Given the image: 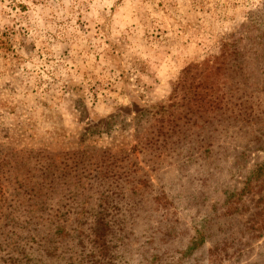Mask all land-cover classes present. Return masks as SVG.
Wrapping results in <instances>:
<instances>
[{"label": "rangeland", "instance_id": "374dc122", "mask_svg": "<svg viewBox=\"0 0 264 264\" xmlns=\"http://www.w3.org/2000/svg\"><path fill=\"white\" fill-rule=\"evenodd\" d=\"M246 36L264 43V0H0V264H264V229L245 241L216 217L188 257L140 261L115 238L154 200L109 195L177 197L170 214L193 234L264 161V123L248 113L259 95L244 96L256 82L235 79L239 57L251 67ZM102 171L116 175L97 186ZM204 180L209 198L186 208ZM88 211L111 223L104 243L73 239ZM61 222L69 236L38 253L29 235Z\"/></svg>", "mask_w": 264, "mask_h": 264}, {"label": "trees", "instance_id": "16d2710c", "mask_svg": "<svg viewBox=\"0 0 264 264\" xmlns=\"http://www.w3.org/2000/svg\"><path fill=\"white\" fill-rule=\"evenodd\" d=\"M253 40L254 38L246 36L243 37L244 45H243V59L247 61L249 65L243 66L242 60L235 62L234 66L238 68V72L235 74V79L242 77L243 80L245 76L249 79H252L256 82V85L251 90L250 87H246L247 91L244 96L245 98L250 96L252 92L259 95L258 101L253 109L249 110L248 113L253 114L256 118H259L261 122L264 123V43L253 40L250 42L251 45L247 44V40ZM255 49V50H254ZM250 53L254 54L256 58H253ZM245 63V62H244ZM239 74V75H238ZM239 81V80H237ZM176 133V130L174 134ZM165 135V134H164ZM260 137H264V134H260ZM260 140L259 136L256 137V140ZM172 140V138H171ZM173 143V142H172ZM92 175V176H91ZM116 172L110 173V171H102L98 172L97 175L89 174V176L94 179L98 178L97 186H100L103 182V176L114 177ZM65 182V180H63ZM206 180L201 184V186L197 185L194 187V193L187 198H183L181 200L184 201V205L186 208L193 207L192 205H200L204 204L206 200L209 198V190L206 188L207 186ZM145 186L149 185L147 182L143 183ZM142 184V185H143ZM242 186L234 187L229 194L226 195L224 201L220 203L218 206L214 205L212 208L213 215L209 216L205 215L204 218L200 220L198 224H193V234H188V229H180L184 226V222L180 219H176L173 217L170 208L173 206L172 202L180 201L177 197H170L163 201V198L159 195L152 196L150 198H144V194L141 193L138 184H132L128 190L123 188L122 184H120L117 190H113L110 192V196L112 199L130 196L131 199H136V202H144L148 200H154L153 203L148 204L152 205V207H148L147 213L144 215L147 216H138L137 214L131 215L129 217L130 221L127 225V234L128 236L123 239L115 238L116 242H120L122 246H132L130 254L138 255V259L140 261H149L151 263H159L160 259L163 255L172 256L173 251H177L181 257H188L190 252L196 251L198 248H202L205 243H207L208 238H210V230L209 227L213 224L214 220L210 217H216L221 221H218L216 224V229H223L224 225L228 224L230 227H233V223L239 225L238 228L239 234L242 237L246 234V240H252L255 238H259L264 229V161H261L255 164L252 169L249 171L248 175L245 178V181L242 182ZM206 188V189H205ZM168 190V189H167ZM109 192V191H108ZM102 193V195L98 198L99 205L105 206V204L111 199H106L107 194ZM177 198V199H176ZM75 200L74 198H72ZM124 199H122L123 201ZM139 205V204H138ZM129 209L136 210L135 204H129ZM155 209L158 214L153 217H149V213ZM118 211H120L118 209ZM154 212V211H153ZM161 212V213H160ZM160 213V216L157 217ZM134 216V217H132ZM257 218L256 222L255 219ZM92 219V220H91ZM136 221H143L144 225V233L146 234V242L137 244L138 239L134 235L135 233V225ZM237 221V223H236ZM233 222V223H232ZM83 223V222H80ZM86 227V230L89 229V234H86L83 229H76V235L74 238H84L87 239L92 245L98 242L104 243V241L108 240V236L103 237V235H108L111 232V223L107 220H104L102 217L97 216L95 213L88 211L87 218L83 223ZM117 224H121L117 221ZM53 228V227H52ZM50 228V229H52ZM241 228V229H240ZM49 229V230H50ZM34 235H29L32 244L37 246L38 253H45L49 251V248L46 249L45 243H48L50 240V236L59 235L69 236V233L63 227L62 222L56 225L55 231H45L39 232V230H34ZM75 231V230H72ZM118 230L114 229V232ZM121 232H124V228H121ZM235 232V231H234ZM85 233V234H84ZM124 234V233H123ZM237 234V233H236ZM134 235V236H133ZM237 239H239L237 237ZM108 247L109 245L105 243ZM103 245L106 247V245ZM179 244V245H178ZM23 245H27V242H24ZM176 245L178 248L176 249ZM217 247L214 245L212 249L208 251L209 256L214 254ZM21 247V252H22ZM178 259L172 260V264H177Z\"/></svg>", "mask_w": 264, "mask_h": 264}]
</instances>
